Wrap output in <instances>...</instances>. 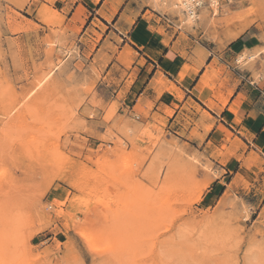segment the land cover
Segmentation results:
<instances>
[{
	"label": "rangeland",
	"instance_id": "1",
	"mask_svg": "<svg viewBox=\"0 0 264 264\" xmlns=\"http://www.w3.org/2000/svg\"><path fill=\"white\" fill-rule=\"evenodd\" d=\"M186 1L102 10L160 16L187 61L180 104L175 71L140 95L144 62L111 19L0 0V264H264V145L245 124L264 102V0H198L194 20ZM153 88L177 111L154 112Z\"/></svg>",
	"mask_w": 264,
	"mask_h": 264
},
{
	"label": "crops",
	"instance_id": "2",
	"mask_svg": "<svg viewBox=\"0 0 264 264\" xmlns=\"http://www.w3.org/2000/svg\"><path fill=\"white\" fill-rule=\"evenodd\" d=\"M60 1L61 7L57 10L62 16H66L67 18L72 17L78 7L82 5L85 9L91 11L90 15H93L92 12H94L95 17L99 16L105 22H111L110 19L114 21V25L112 26L117 30L119 35H123V37H126V44L120 46L121 49H123L125 45H128L129 47L137 51V57L135 60L136 67L140 62H144V65L140 68V73L137 80V83H141L142 87L144 86V90L140 94L141 96L144 95L147 88L153 86L155 78H157L160 73H163L164 76H166L167 74H171L172 71H175L177 82L176 85L185 95L180 104L183 103V101L184 103L188 101V98H186V89L188 92H192L191 90H189L190 79L185 78L183 81L178 80V77L182 74L183 64H186L187 61H185L184 59L182 48L176 45L178 38L172 39L171 41H169V43H165L163 41L164 38L161 35H158L159 24L156 23L157 17L160 18L158 14L152 12V10L150 9H144L142 7L134 23L132 25L125 26L120 20L121 14H119V11L116 12V9L115 11H112V9L107 6L106 10H104V13L102 12L107 0H100L96 4H94L92 0ZM97 4L100 5L98 6ZM67 7L69 9L68 14L66 13ZM149 12L153 13L156 16L154 20L145 19V16ZM169 26L170 28L166 29V33H172L174 31V26ZM135 41H137L138 43H136ZM149 46L162 51L157 59H152L146 55V50ZM115 57L117 56L115 55ZM149 66H151L150 71H148ZM196 73L197 72H195L194 74ZM199 80L200 78L198 79V81ZM153 92L154 94L151 96L149 95L148 97L149 100L155 105L154 112L158 110L169 112L177 111L178 105L180 106V104H178V99L169 97L168 100H166L167 94L164 92L161 95L158 94L156 88H153ZM181 107H183V104ZM245 115V124L248 132L256 131L255 138L252 139V144L253 141H255V145H257L258 143H260V145H264V102L262 104H259L258 101H255L253 104H249L248 111H245ZM247 143H250V140L247 139Z\"/></svg>",
	"mask_w": 264,
	"mask_h": 264
},
{
	"label": "bare ground",
	"instance_id": "3",
	"mask_svg": "<svg viewBox=\"0 0 264 264\" xmlns=\"http://www.w3.org/2000/svg\"><path fill=\"white\" fill-rule=\"evenodd\" d=\"M100 0H92V2L94 3V4H96V3H98ZM195 1H197L198 2V0H195ZM219 1L220 0H211V2H213V4H215V6H216V4H219ZM183 2V1H182ZM192 2H193V0H192ZM202 2V1H201ZM195 5L193 6V4H190V2H185V4H186V7H187V15L189 16H191V19H195V17H198V10L200 9V3L198 4V3H195V2H193ZM196 4H198L199 5V7H196L197 5ZM176 5H178V4H176ZM104 13V12H103ZM136 43H138L137 41H135ZM162 53V51H156L154 48H152V47H148L147 48V50H146V54L150 57V58H152V59H157V57L160 55ZM224 103L226 102V101H223ZM125 237V236H124ZM125 244V243H124Z\"/></svg>",
	"mask_w": 264,
	"mask_h": 264
},
{
	"label": "built area",
	"instance_id": "4",
	"mask_svg": "<svg viewBox=\"0 0 264 264\" xmlns=\"http://www.w3.org/2000/svg\"><path fill=\"white\" fill-rule=\"evenodd\" d=\"M193 2L197 3V1H195V0H193ZM196 5H197L196 7H199V5H198V4H196Z\"/></svg>",
	"mask_w": 264,
	"mask_h": 264
}]
</instances>
